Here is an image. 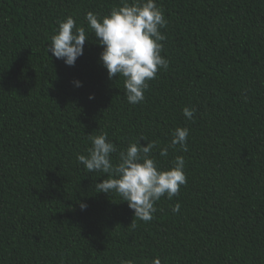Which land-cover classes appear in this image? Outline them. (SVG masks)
Here are the masks:
<instances>
[{
  "label": "trees",
  "instance_id": "trees-1",
  "mask_svg": "<svg viewBox=\"0 0 264 264\" xmlns=\"http://www.w3.org/2000/svg\"><path fill=\"white\" fill-rule=\"evenodd\" d=\"M155 2L168 67L133 105L85 20L122 0H0V264H264V0ZM69 16L88 36L74 66L47 51ZM177 127L187 151L169 147ZM101 133L114 163L140 136L159 167L184 158L150 221L78 161Z\"/></svg>",
  "mask_w": 264,
  "mask_h": 264
},
{
  "label": "clouds",
  "instance_id": "clouds-1",
  "mask_svg": "<svg viewBox=\"0 0 264 264\" xmlns=\"http://www.w3.org/2000/svg\"><path fill=\"white\" fill-rule=\"evenodd\" d=\"M85 20L94 37L98 38L97 43L102 46L99 60L107 70L108 78L118 75L124 78V93L130 104L143 101L147 82L156 77L159 68L168 67V61L161 55V42L166 38L161 29L167 25L163 11L155 0H132L131 3L122 0V6L113 8L109 14L98 18L89 11ZM86 40L85 28L77 27L69 16L59 22L47 51L66 65L74 66L77 58L83 55ZM75 85L81 86L80 81H75ZM182 112L187 119L194 118V109L184 107ZM188 135L186 127H177L169 147L179 145L187 151ZM139 140L146 138L140 136L129 143L119 151V159L114 163L111 154L116 153L117 148L108 140L107 133H101L91 138L88 155L80 154L77 159L89 172L107 175L106 179L96 183L97 192L119 195L137 219L147 222L156 211L155 203L165 195L172 199L187 180L182 156L175 157L172 167L161 168L151 156L153 149L158 147V141L151 140L142 145ZM159 155L167 157L168 149L160 148ZM86 207L85 203H80L82 210ZM179 210L180 204L177 203L172 211L176 213ZM152 264H161V261L153 258Z\"/></svg>",
  "mask_w": 264,
  "mask_h": 264
}]
</instances>
